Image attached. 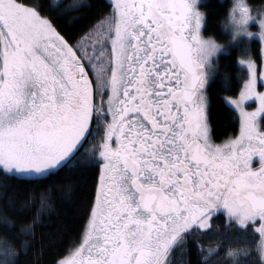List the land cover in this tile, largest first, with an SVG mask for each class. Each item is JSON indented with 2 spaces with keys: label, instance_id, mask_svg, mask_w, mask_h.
Here are the masks:
<instances>
[{
  "label": "snow or ice",
  "instance_id": "obj_1",
  "mask_svg": "<svg viewBox=\"0 0 264 264\" xmlns=\"http://www.w3.org/2000/svg\"><path fill=\"white\" fill-rule=\"evenodd\" d=\"M208 15L203 0H0V175L38 188L0 207V264L78 190L80 231L53 264H176L191 245L199 264H264V4L231 0L224 44ZM234 48L238 131L217 142L208 86Z\"/></svg>",
  "mask_w": 264,
  "mask_h": 264
},
{
  "label": "trees",
  "instance_id": "obj_2",
  "mask_svg": "<svg viewBox=\"0 0 264 264\" xmlns=\"http://www.w3.org/2000/svg\"><path fill=\"white\" fill-rule=\"evenodd\" d=\"M39 2L48 8L50 0H39ZM92 3L93 0H88ZM208 11V26L205 35H212L219 43H226L228 35L221 30L219 21L223 20L226 9L230 7L231 0H203ZM254 7H259L264 4V0H249ZM62 4H70L72 0H61ZM97 5L106 3V0H95ZM96 11L95 8L81 9L78 13H69L67 17H62L60 23L65 31H75L88 23V18ZM79 19L73 20L74 17ZM250 48L254 57H259V42L257 39L250 41ZM241 50L234 48L230 55H221L219 57V72L210 81L208 86V95L210 98V113L211 124L213 127L214 138L216 141H221L229 135L238 131V119L233 108L225 101V95L235 96L238 94L239 74L241 66L238 64V59L241 57ZM225 74L230 78L227 86L224 84ZM89 145H85L87 149ZM0 207H3L7 198L15 196L17 193H22L28 190H38L34 184H26L12 177L0 175ZM87 193L83 190H78L72 201L69 203L58 202L53 211L46 213L41 223L36 228L35 240L26 255H21L20 264H53L54 259L58 257L73 241L79 231L81 225V216L84 200ZM30 217L25 218L22 222H27ZM215 225L221 230H225L226 217L218 215L214 220ZM251 239V237H250ZM255 239H259L257 236ZM211 241L205 240L207 246ZM176 264H182V261H187L188 264H199V257L195 249V245H191V251L187 256L180 253L176 255Z\"/></svg>",
  "mask_w": 264,
  "mask_h": 264
},
{
  "label": "rangeland",
  "instance_id": "obj_3",
  "mask_svg": "<svg viewBox=\"0 0 264 264\" xmlns=\"http://www.w3.org/2000/svg\"><path fill=\"white\" fill-rule=\"evenodd\" d=\"M252 31H257L258 29L256 28V27H253L252 29H251ZM255 39V38H254ZM219 43V42H218ZM222 44V43H221ZM259 47H260V45H259ZM241 58V57H240ZM238 95V94H237ZM227 97L228 96H226L225 97V101L227 102V104L230 106V107H232L229 103H228V101H227Z\"/></svg>",
  "mask_w": 264,
  "mask_h": 264
},
{
  "label": "flooded vegetation",
  "instance_id": "obj_4",
  "mask_svg": "<svg viewBox=\"0 0 264 264\" xmlns=\"http://www.w3.org/2000/svg\"><path fill=\"white\" fill-rule=\"evenodd\" d=\"M226 96H228V95L223 96V97H224V101H225V97H226ZM235 96H236V95H235ZM235 96H232V97H235ZM228 97H229V96H228ZM225 102H226V101H225ZM226 103H227V102H226ZM217 142H219V141H217Z\"/></svg>",
  "mask_w": 264,
  "mask_h": 264
}]
</instances>
